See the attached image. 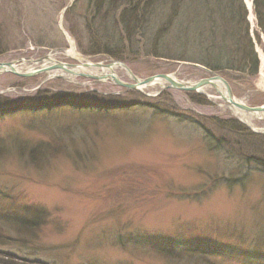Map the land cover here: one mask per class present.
Masks as SVG:
<instances>
[{"label":"rangeland","instance_id":"374dc122","mask_svg":"<svg viewBox=\"0 0 264 264\" xmlns=\"http://www.w3.org/2000/svg\"><path fill=\"white\" fill-rule=\"evenodd\" d=\"M110 2L0 0V62L80 64L62 51L71 39L85 61L123 62L140 80L170 74L195 83L214 76L205 68L236 100L264 105L260 68L253 78L207 64L218 57L194 40L193 8L188 36L172 18L174 0L154 2L141 20ZM50 73L0 75V264H264V118L250 129L213 89L212 99ZM35 208L47 214L36 229L2 218ZM152 238L228 256L167 258L140 244Z\"/></svg>","mask_w":264,"mask_h":264},{"label":"trees","instance_id":"16d2710c","mask_svg":"<svg viewBox=\"0 0 264 264\" xmlns=\"http://www.w3.org/2000/svg\"><path fill=\"white\" fill-rule=\"evenodd\" d=\"M90 1L97 5L100 3L102 6L105 0ZM252 1V14H254V21L256 22L254 34L256 39L260 41L261 34L264 36V0ZM154 2L162 3L165 0H111L110 3H112L114 13L124 14L129 9L133 19L139 17L141 20L150 16V7L153 6ZM173 5L172 18H174L175 24L178 27H183L186 32L189 30L188 21L192 16V14L190 15L191 8L194 12L196 11L198 24L190 23L191 27L194 25L196 31L193 32L194 40L208 46V48H204L205 53H214L218 57L216 62H207L212 70L229 69L246 72L248 69L251 77L254 78L258 75L260 60L255 50L254 38L250 35L249 11L244 0H174ZM181 30L184 32L183 29ZM190 32L191 28L188 36ZM208 56L211 57L212 55ZM233 63H241L243 66L238 69ZM74 106H78V104ZM148 107L152 108V106ZM229 123L234 122L229 121ZM24 212L23 214H7L2 218L15 226L26 229H36L46 220L47 214L43 209H28V212L26 210ZM142 243H146L151 250L167 258L181 259L191 256L209 260L213 259L212 257L228 256V252H223L216 247L202 249L199 245L192 247L177 246L172 241L155 238L140 241V244Z\"/></svg>","mask_w":264,"mask_h":264},{"label":"water","instance_id":"95a60500","mask_svg":"<svg viewBox=\"0 0 264 264\" xmlns=\"http://www.w3.org/2000/svg\"><path fill=\"white\" fill-rule=\"evenodd\" d=\"M252 6H253V1L251 0L250 6L247 5V7L249 9V14L253 18ZM62 51L64 52L65 50H62ZM45 60L49 61L50 57L45 56V57H43L39 60H36V61L31 60V59H28L27 61L28 62L42 63ZM24 61H25V59H18L16 61H11V62H7V63L0 62V75L10 73V74L16 75V76L21 77V78H29V77H34V76L42 74V73H48V72L50 73L53 71H57V70L60 71L61 70V71H64L68 74L71 73V75L73 74L74 76L83 77L86 79H90L92 81H99V82L111 81V82L115 83L116 85H118V86H120L126 90H134V91H142L140 88H143V87L150 85L155 80H163L164 82L167 83L163 89H175V90H180V91H185V92H199L200 89H202L208 85H212L214 80H219L223 83L224 88H225V92H226L225 95L222 93H219L220 99L223 100L230 108L238 109V110L244 111V112L249 113V114H264V105L257 106V107H250V106L242 103L241 101L236 100L228 82L218 75H214L212 77L204 78V79L199 80L195 83H188L185 81L176 80L169 74H159L156 76L148 77L144 80H140L133 74L132 70L125 63L120 62V61H110L108 63L96 62V63H88V64L87 63L86 64L80 63V64H75V65L57 62L56 64H53V65L48 66L46 68L37 69L34 71H28V72H20L18 70V65L22 64ZM116 65L124 66V68L126 70V74L131 78L133 83L123 82L122 80H120L116 76L115 72L113 71V69ZM88 66H94L96 68H105L111 72L108 74H102V75H90V74H83V73L78 74L76 72H70L74 69L80 70V69L86 68ZM202 69L204 71L212 74L211 71H209L205 68H202ZM37 109H47V106L42 105V106L37 107V108L36 107L32 108V107H28V106H19L17 108L6 110L3 112L8 113V112H17L20 110H37ZM0 113H1V111H0Z\"/></svg>","mask_w":264,"mask_h":264},{"label":"bare ground","instance_id":"6f19581e","mask_svg":"<svg viewBox=\"0 0 264 264\" xmlns=\"http://www.w3.org/2000/svg\"><path fill=\"white\" fill-rule=\"evenodd\" d=\"M248 6H250V0H246ZM249 19L251 21H253V18L252 16L250 15ZM68 42H69V48L67 50L64 51V54L70 58V59H73V60H80L81 61V64H88V63H94V62H91V61H88V60H84L82 57L79 56L75 46H74V43L72 42L71 39H68ZM258 53H259V57H260V77H261V84L259 85V88L263 89L264 90V52L261 51V49L258 47ZM51 57L50 56V62H48V60H45L43 61L42 63H36V62H28L27 60H25L22 64H30L31 67H28L26 69V71H34V70H37V69H42V68H46L48 66H51L53 64V61L51 60ZM115 70H122L126 73V70L124 68V66L122 65H116L113 69V71L115 72ZM70 72H76L78 74H90V75H102V74H108L110 73L111 71L105 69V68H96L94 66H88L86 68H82L80 70H72ZM52 74V73H50ZM69 76H73L74 75L71 73L70 74H67ZM66 75V77H68ZM69 78V77H68ZM166 82H164L163 80H155L153 83H151L150 85L146 86L145 88L147 87H155V89L159 90V89H163L165 86H166ZM141 90L144 89L143 88H140ZM209 89H213V91L216 93V94H219V93H222L225 95V89H224V85L221 81L219 80H214L213 84L212 85H208L202 89H200L199 92H203L204 94H207L210 98H214V95H212L210 93V90ZM220 96V94H219ZM65 106H69L71 105L72 103H64ZM232 110V113L237 117L239 118L244 124H246L249 128H254L253 125H252V120L253 119H263L264 118V114H249V113H246L244 111H241V110H238V109H231Z\"/></svg>","mask_w":264,"mask_h":264}]
</instances>
